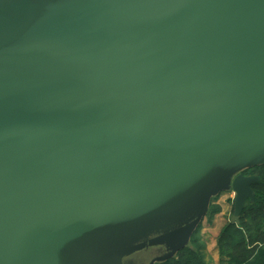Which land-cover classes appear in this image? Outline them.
<instances>
[{"label":"water","instance_id":"water-1","mask_svg":"<svg viewBox=\"0 0 264 264\" xmlns=\"http://www.w3.org/2000/svg\"><path fill=\"white\" fill-rule=\"evenodd\" d=\"M262 164L264 0H0V264L164 261Z\"/></svg>","mask_w":264,"mask_h":264},{"label":"trees","instance_id":"trees-1","mask_svg":"<svg viewBox=\"0 0 264 264\" xmlns=\"http://www.w3.org/2000/svg\"><path fill=\"white\" fill-rule=\"evenodd\" d=\"M242 173L258 175L259 180L251 185L254 199L246 200L239 223L227 221L217 237L219 264H264V164ZM214 198L207 214L209 218L220 211V207L213 203ZM203 249L201 236L195 232L188 245L157 264H208Z\"/></svg>","mask_w":264,"mask_h":264},{"label":"crops","instance_id":"crops-1","mask_svg":"<svg viewBox=\"0 0 264 264\" xmlns=\"http://www.w3.org/2000/svg\"><path fill=\"white\" fill-rule=\"evenodd\" d=\"M223 192H227L228 193V196L226 197L225 202H223L221 199L218 200L219 195L221 193H223ZM212 198H214L213 203L220 207V211L217 212L216 214H214L211 218H209V216L207 214H208V211H209L210 204L212 202L211 201ZM212 198L210 200V204L208 206V209H207L206 213L202 216L198 226L194 229V231L192 232L191 236L193 235V233L198 232L200 234V236H201V239H202L203 243H204V249H203L204 260L208 264H219L220 256H219L218 249H217V237H218L222 227L224 226V224L227 221H230V219H231V217L233 215V212H234L233 211L234 210L233 209L234 192L232 190L221 191L217 195L213 196ZM174 227H179V225L178 226H174ZM205 229L207 230V233H204ZM208 230H209L210 233L208 232ZM153 236H155V234L148 233L141 240L142 241H148ZM191 236H190V238L188 239V241L186 242V244L184 246L189 244ZM148 249L150 250V251H148L149 253L145 254V257L147 256V258H148V256L151 255L150 254L151 251H154V253H155V254H152V258H154L156 256H160V255L164 254L167 251L166 246L164 244L152 245V246L146 245L145 247L141 248L140 250L125 256V258L123 259L124 264H125L126 258L133 256L137 252L139 254H143L142 251L148 250ZM151 259H149L147 262H149ZM160 262H162V261H155L153 264H157V263H160Z\"/></svg>","mask_w":264,"mask_h":264},{"label":"flooded vegetation","instance_id":"flooded-vegetation-1","mask_svg":"<svg viewBox=\"0 0 264 264\" xmlns=\"http://www.w3.org/2000/svg\"><path fill=\"white\" fill-rule=\"evenodd\" d=\"M148 251L150 250L148 249V250L142 251L143 254H139L137 252L133 256L126 258L125 264H147L148 263L147 261L152 258V254H155L154 251H151L150 252L151 255L148 256L147 258V256L145 257V254L149 253Z\"/></svg>","mask_w":264,"mask_h":264},{"label":"rangeland","instance_id":"rangeland-1","mask_svg":"<svg viewBox=\"0 0 264 264\" xmlns=\"http://www.w3.org/2000/svg\"><path fill=\"white\" fill-rule=\"evenodd\" d=\"M227 196H228V193H227V192H223V193H221V194L219 195L218 200L221 199L223 202H225V199H226ZM202 231H203V230H202ZM208 232H209V230H208ZM204 233H207V230H206V229L204 230ZM209 233H210V232H209Z\"/></svg>","mask_w":264,"mask_h":264},{"label":"bare ground","instance_id":"bare-ground-1","mask_svg":"<svg viewBox=\"0 0 264 264\" xmlns=\"http://www.w3.org/2000/svg\"><path fill=\"white\" fill-rule=\"evenodd\" d=\"M234 209V208H233ZM234 211V210H233Z\"/></svg>","mask_w":264,"mask_h":264}]
</instances>
